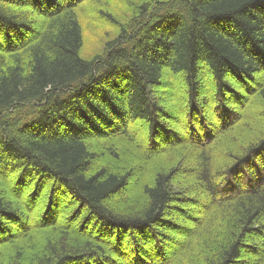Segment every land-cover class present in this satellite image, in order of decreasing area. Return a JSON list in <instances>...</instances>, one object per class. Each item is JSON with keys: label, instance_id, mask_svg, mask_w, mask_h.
<instances>
[{"label": "trees", "instance_id": "16d2710c", "mask_svg": "<svg viewBox=\"0 0 264 264\" xmlns=\"http://www.w3.org/2000/svg\"><path fill=\"white\" fill-rule=\"evenodd\" d=\"M0 152V264H264V0H0Z\"/></svg>", "mask_w": 264, "mask_h": 264}, {"label": "rangeland", "instance_id": "374dc122", "mask_svg": "<svg viewBox=\"0 0 264 264\" xmlns=\"http://www.w3.org/2000/svg\"><path fill=\"white\" fill-rule=\"evenodd\" d=\"M107 31L108 32H110V29H108L107 28ZM112 31V30H111ZM21 48V47H20ZM23 48V47H22ZM174 92H176V91H174L173 90V86H171L170 88H169V94L167 95V97L165 98V101L166 102H173L172 101V98H174V96H175V98H176V95H177V93L178 92H176L175 94H174ZM173 95V96H172ZM242 96L240 95V94H237V96L234 98L235 100H236V98H241ZM178 107V106H177ZM234 109H236V110H240L241 111V109H242V106H236V107H233ZM187 122H188V120H187ZM27 123V121H25L23 124H21V125H17L16 124V121L15 120H13V122H11V128L9 129V131L7 132V134L9 133V132H11L12 130L14 131L15 129H16V127H17V131H20L23 127H25V124ZM189 123V122H188ZM198 123V122H197ZM200 124V123H199ZM202 127H204V123H201L200 124ZM208 126H209V123H208ZM217 126H219L218 124L216 125V127ZM2 133H4V131H1ZM128 132L129 133H134V132H136L135 131V125H133V123H131L130 125H129V128H128ZM141 133V132H140ZM117 135L119 136L120 134L119 133H117ZM16 137V136H15ZM139 137L141 138L140 139V142H142V141H144V142H146L147 141V138L145 137V135L144 134H140L139 135ZM14 138V137H13ZM15 139V138H14ZM143 143V142H142ZM134 143H128V146L130 147V146H132ZM20 147H22V145H20ZM136 147H138V145H135V149H136ZM134 149V150H135ZM128 151V150H127ZM132 151V149L129 151V152H131ZM137 152H138V150H136V151H132L131 152V156L129 157V160H128V162H125L126 164H130V165H134V166H139V162H138V160L140 159V157H141V155H139V154H137ZM0 154H1V152H0ZM158 155H160V154H158ZM143 163H145V164H149V166H150V168L153 166V165H151V164H153V162H155V161H149V162H147V161H142ZM144 166H146V165H144ZM146 168H147V166H146ZM15 174L11 177V178H9V179H6V181L7 182H9L10 184H13L14 182H15ZM136 191H138V189H136V190H134V194H137L136 193ZM141 191H139V193H140ZM184 199H187V198H192L191 197V195L190 196H184L183 197ZM195 202V204H184V205H182V206H184V207H182L181 209H183L186 213H188V214H190L192 217H194V215L195 214H198V215H201V207L199 206V203H202V201H204V199H203V197L202 196H200V198H196L195 196H193V198H192ZM200 200V201H199ZM52 202H53V204H54V207L55 208H58V207H60L62 210H64V208H66V206L65 205H63V207H62V202H61V199L60 198H58L57 196H53V198H52V200H51ZM43 201L42 200H40V204L37 206V207H35V206H33V205H30V204H28V206H30V208H32L33 210H29V212L31 213V220L33 221V222H36V220H37V216L39 217V214L42 212L43 213V210H45V205L42 203ZM55 202L56 203H59L60 205H56L55 206ZM199 202V203H198ZM197 203H198V205H197ZM51 205V204H50ZM28 209H29V207H28ZM78 208H77V205L75 204L74 205V207L72 208V209H70V210H68V209H65L64 211H67L65 214V217H70V219H73V218H75L74 216H77L76 217V219L77 220H81L84 216H80L79 214H78V210H77ZM69 213V214H68ZM172 213H174V212H171V213H169L168 214V217H170L171 219H172ZM175 215H176V213H174ZM177 216V215H176ZM184 218V216H182V218L181 217H176L175 219H172L173 220V222L175 223V225H174V228H176L177 229V233H178V235L176 236V235H174L175 237H177L178 238V236H180V234H181V232H184L183 230H185V229H190V228H192V226H191V224L189 223L190 221H188V220H184L183 219ZM61 222L64 220V216L62 215V217H61ZM60 221V220H59ZM2 225H0V227H1ZM87 226V225H86ZM5 227H7V226H3V229H5ZM32 227H34V226H32ZM173 228V229H174ZM7 229H9V232H12V231H14V229H11V227H8ZM32 229H35V228H32ZM90 229V228H89ZM7 231V230H6ZM2 232V229H0V233ZM6 234H8V232L6 233ZM125 237H127V236H125ZM154 238H150V240L151 241H149V242H144L145 244H146V246H144V248H146L145 250H146V252H147V255L148 256H150V257H153V259H157L158 257H161L160 255H159V253L160 252H158V250L156 249L157 247H159V244H162L164 247H165V253L167 252L168 253V251H167V244H163V243H160V239H159V237L157 236L156 237V235H154L153 236ZM42 239L43 238H45V239H50L51 238V235H48V234H45V235H42V237H41ZM212 238V237H211ZM122 239H124V240H127V238H122ZM203 239V238H202ZM126 242V241H125ZM198 242L199 241H196L195 243H192L193 245H192V250L194 249V245H195V254L193 253V256L194 255H196V251L198 252V246H199V244H198ZM133 243V242H132ZM157 243H158V245H157ZM157 245V246H156ZM40 246V245H39ZM133 246V244L132 245H130V248ZM155 246V247H154ZM114 247V246H113ZM125 247H127L128 248V246H125ZM122 250H124L125 252H126V254L125 255H123V253L121 254L122 256H121V259H122V261H124L125 263H127V262H134V263H138V261L137 260H135L133 257L134 256H132L131 257V255H129L130 253V250L129 249H127V248H124V246H122V247H120ZM160 248V247H159ZM3 251V250H2ZM2 251H1V253H2ZM39 251V250H38ZM115 251H117V250H115ZM151 251V252H150ZM4 252V251H3ZM26 255L28 256V255H30V253L28 252V253H26ZM10 256H11V254L10 255H8V253L7 252H4V257L7 259V261L8 260H10ZM147 257V256H146ZM150 257H148V258H150ZM164 258V257H163ZM156 261H158V260H156ZM160 261H158V262H154V263H152V264H157V263H159ZM251 262V260L249 261V263ZM160 263H162V261L160 262ZM248 263V264H249ZM117 264H118V261H117ZM246 264H247V262H246Z\"/></svg>", "mask_w": 264, "mask_h": 264}]
</instances>
